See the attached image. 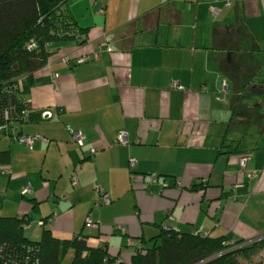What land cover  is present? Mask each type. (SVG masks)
I'll return each instance as SVG.
<instances>
[{"label":"crops","instance_id":"crops-1","mask_svg":"<svg viewBox=\"0 0 264 264\" xmlns=\"http://www.w3.org/2000/svg\"><path fill=\"white\" fill-rule=\"evenodd\" d=\"M67 2L88 42L51 45L36 73L26 100L53 118L10 136L38 139L0 140L12 156L0 165V216H28L26 232L37 224L61 240L98 235L90 245H108L114 264H130L139 240L165 226L263 239L264 0ZM200 182L205 191L188 190ZM97 187L110 205L99 204ZM67 253L61 264H73Z\"/></svg>","mask_w":264,"mask_h":264},{"label":"trees","instance_id":"trees-1","mask_svg":"<svg viewBox=\"0 0 264 264\" xmlns=\"http://www.w3.org/2000/svg\"><path fill=\"white\" fill-rule=\"evenodd\" d=\"M88 31L81 27L67 0H0V140L10 136L12 129L20 130L25 124L44 120V112L34 109L26 100L41 83L36 73L54 55L51 45L70 41L84 46ZM10 137L19 143L22 138L38 139ZM11 158L9 151L0 152V165L7 167ZM132 174L135 177L138 173ZM207 187L200 182L188 190L200 192ZM23 196L26 198V194ZM27 200L34 210L38 209L34 199ZM30 223L28 216H0V264H61L71 249L73 264H114L118 260L108 245H90L91 239L100 238L98 235L82 234L72 240H61L44 228L39 240H30L25 233ZM139 241L130 264H242V259L247 260L264 249V238L232 243L226 237L174 229H163L158 237Z\"/></svg>","mask_w":264,"mask_h":264},{"label":"built area","instance_id":"built-area-1","mask_svg":"<svg viewBox=\"0 0 264 264\" xmlns=\"http://www.w3.org/2000/svg\"><path fill=\"white\" fill-rule=\"evenodd\" d=\"M214 11H215L214 14H216V10H214ZM101 13L104 14L103 11ZM88 60H89V58L85 57L84 59H81L79 61V63L80 64L81 63H85ZM51 118H53V114L51 112H44L42 114V119H44V120L51 119ZM84 140H85V136L81 132L73 133V142L78 147H82L84 145ZM33 141H34L33 138H22L20 140V142L26 143L27 145H32ZM115 142H116L117 145H120V146H128L129 145L128 137L125 134H118ZM92 154H95L94 150L92 151ZM239 164H240L241 170L245 171L246 170V166H247V159H245V158L241 159ZM130 168H131V170H133L135 168V164L133 162L130 163ZM249 175L251 177H255L256 176V174L253 173V172L249 173ZM132 178H134L133 174H132ZM73 183L76 186L79 183V180L77 178H74ZM96 190H97V197H98L97 201L98 202L102 201L101 203H103L104 205H110L111 201L109 199V196L105 193L103 187H97ZM29 192H30V188L29 187H26L24 189V191H23L24 194H27ZM29 227H31V223H30V225H28L26 227V229L29 228ZM86 227L88 229H90V230L96 228V225L94 224V222L92 220V217L87 218ZM164 229L169 230V228L167 226H165Z\"/></svg>","mask_w":264,"mask_h":264},{"label":"rangeland","instance_id":"rangeland-1","mask_svg":"<svg viewBox=\"0 0 264 264\" xmlns=\"http://www.w3.org/2000/svg\"><path fill=\"white\" fill-rule=\"evenodd\" d=\"M214 11V10H212ZM215 13V11H214ZM22 144V143H21ZM92 153V152H91ZM94 155V154H92ZM6 189H2L1 191V195L3 196H6ZM0 205H2V201H0ZM41 218V216H37L36 219H39ZM34 223H31V225H33ZM36 228L34 230H31V231H27L26 232V236L34 241H37L40 239V236H41V233H42V228H37V224H35ZM46 229H50V227H46ZM75 238V237H72V239ZM71 253H67V254H70L67 256L65 262H68L70 260L69 256H73V250L69 251ZM242 264H264V249L255 253L254 255H252L249 259L245 260V259H242Z\"/></svg>","mask_w":264,"mask_h":264}]
</instances>
